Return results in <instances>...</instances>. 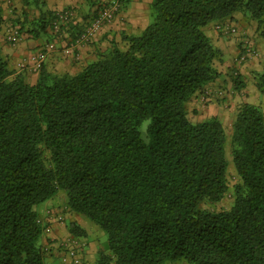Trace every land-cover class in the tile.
Returning a JSON list of instances; mask_svg holds the SVG:
<instances>
[{
  "label": "trees",
  "instance_id": "1",
  "mask_svg": "<svg viewBox=\"0 0 264 264\" xmlns=\"http://www.w3.org/2000/svg\"><path fill=\"white\" fill-rule=\"evenodd\" d=\"M235 13L264 28V0H152L125 49L76 75L41 64L34 84L0 47V264H47L39 208L60 193L107 236L94 264H264V112L236 108L227 152L222 121L187 110L219 76L206 28ZM254 85L264 96V62ZM230 190L229 209L203 208Z\"/></svg>",
  "mask_w": 264,
  "mask_h": 264
},
{
  "label": "crops",
  "instance_id": "2",
  "mask_svg": "<svg viewBox=\"0 0 264 264\" xmlns=\"http://www.w3.org/2000/svg\"><path fill=\"white\" fill-rule=\"evenodd\" d=\"M15 1H18V6L23 9L22 14H24V9L30 5L24 6L25 3L22 0ZM98 1L100 0H37L35 5L37 6V13L34 14L33 12L32 14L35 17L30 16V14L27 16L31 24V27L27 26L23 31L24 33L27 31V36L21 39L23 41L20 44L13 45L7 41V33L11 30L9 26L15 19L13 11L9 8L10 4L14 2L13 0H0L2 18H4L3 30L0 33V47L10 68L22 72L26 81L34 84L38 80L39 73L35 64L42 57V64L49 72L76 75L88 64L97 61L100 54L110 52L114 46L117 45L119 48L125 49L127 45L123 36L140 35L151 21L152 0H129L113 21L97 29L86 43L69 50V46L86 30L98 9L101 8L100 4L96 5ZM67 10L73 12L71 20L62 24L58 31H54L51 25L52 16L58 11ZM27 13L29 12L27 11ZM23 18L26 19L25 15ZM224 22L235 25L237 34L227 36L218 33L215 30L218 21L211 23L206 28L207 34L216 42V47L222 53V58L219 61L221 68L216 67L219 73L216 78L217 81L207 85L204 90H212L208 98L212 104L208 102V105L202 104L204 91L187 104V109H192L198 113V122L211 117H217L221 120L220 116L224 108L233 103H231L233 94L238 97L240 102L250 103L264 110V96L259 93L254 85L256 74L261 71L264 62V36L260 35L261 31H258L257 23L248 20L241 13L233 14ZM19 26L24 27V25ZM254 41L257 44L254 43L258 50L259 60L250 58L243 61L242 51L246 43H253ZM237 72L245 87L234 92L232 74ZM219 93L221 94L219 95ZM216 103L224 104V107H217ZM60 200L57 196L39 208V219L43 224L47 223L48 211L62 213L63 216V222L51 223V232L49 234L43 233L40 239L43 248L48 244L50 246V252L44 253L46 263L54 264L58 260L60 264H63L61 258L65 249L62 245L76 241L83 246L78 248L76 260L69 264H94L98 251L105 248L96 239L98 230L91 227L93 223L84 216L71 212L66 205L65 197ZM72 222L85 231V236L75 237L69 233L68 224Z\"/></svg>",
  "mask_w": 264,
  "mask_h": 264
},
{
  "label": "built area",
  "instance_id": "3",
  "mask_svg": "<svg viewBox=\"0 0 264 264\" xmlns=\"http://www.w3.org/2000/svg\"><path fill=\"white\" fill-rule=\"evenodd\" d=\"M122 5L120 3V0H109L107 4H105L102 9H98L97 14H95L94 18L86 28V30L79 35L77 40L73 42L72 45L69 46V50H73L76 48L77 45L86 43L89 40V37L97 30L99 29L102 25L111 22L116 14H118L121 9ZM73 12L67 10V11H58L55 13V20L51 23L52 28L54 31H58L60 26L62 24H65L69 22L72 18ZM215 30L218 33H222L224 35H235L237 34V28L235 25L233 26L229 22H218L215 25ZM21 40V37L19 35V31L11 28V30L8 31L7 33V41L13 45L19 44ZM42 56V55H40ZM258 56V50L252 42H247L243 53H242V60L245 61L250 58H254ZM42 57L38 59L37 63L35 64V67L37 70L40 69L41 64H42ZM207 95H209V92H206ZM221 93H219L220 95ZM204 99V96H203ZM54 222H63V216L55 211H48L47 212V225L44 229V233L49 234L51 232V223ZM63 248L65 249V252L63 253V256L61 258V261L63 264H69L71 261H75L77 258V252L78 248L82 247L83 245L80 244L79 242L76 241H70L68 244H63ZM45 253L50 252V246L49 244L46 245L43 248Z\"/></svg>",
  "mask_w": 264,
  "mask_h": 264
},
{
  "label": "rangeland",
  "instance_id": "4",
  "mask_svg": "<svg viewBox=\"0 0 264 264\" xmlns=\"http://www.w3.org/2000/svg\"><path fill=\"white\" fill-rule=\"evenodd\" d=\"M109 0H100L98 1V4H100L99 6L101 7L100 9H102V7L107 4ZM14 3H11L10 4V10L13 11L14 15H15V19H13V22L11 23L12 25L9 26V28H14L16 30H20L19 31V35L21 37V39H23L24 36H27V31H25V33L23 32L25 30V28H27V26L31 27V24H30V21H29V18L27 17L28 14H30V16L32 17H35L33 14H36L37 13V9L35 6V4H33V1L31 0L29 4H25L24 6H28V8L24 9V14H22L23 12V9H20L19 6H18V1H15L13 0ZM23 2V1H22ZM9 5V4H8ZM43 6V5H42ZM8 8V9H9ZM25 8V7H24ZM27 11L29 13H27ZM119 14V13H118ZM23 15H25L26 19L24 20L23 18ZM29 16V17H30ZM117 16V14H116ZM115 16V17H116ZM114 17V18H115ZM35 21V20H34ZM113 21V20H112ZM109 23V22H108ZM19 25H24V27H20ZM103 26V25H102ZM258 31H261L260 32V35L264 36V30L263 28H261V30L258 29ZM23 32V33H22ZM41 33H43L41 31ZM44 34V33H43ZM23 41V40H20V42ZM213 43L216 44V42H214V40L212 39ZM19 42V44H20ZM256 44V42L254 41L253 44ZM18 45V44H17ZM257 45V44H256ZM216 46V45H215ZM254 58H257L259 60V56H256ZM216 67H218V69L221 68V63L219 62H216ZM217 81L214 80L212 84H214L215 82ZM225 91V89H224ZM206 92H209V94L212 92V90L210 89H207ZM205 92V93H206ZM227 94V92H226ZM225 95V94H224ZM223 95V96H224ZM204 99L201 100L202 104H205V105H208V103L212 104V101H208V98L210 97V95H207V94H204ZM228 96V95H227ZM227 98V97H226ZM208 102V103H207ZM233 102V103H232ZM231 103L232 104H229L228 107L224 108V110L222 111L221 113V121L223 123V126L225 128V131H226V134H227V152H229V144H230V134H231V130H232V124H233V120H234V116H235V111H236V108L242 103L239 101L238 97L236 95H232V99H231ZM219 104V105H218ZM217 107H224L223 105L224 104H221L220 103H216ZM234 108V109H233ZM264 108V106H263ZM222 109V108H221ZM188 110V117L191 121L195 122L197 121V118H198V113H195V111H193L192 109H187ZM264 112V110H263ZM199 120V119H198ZM146 126H147V122H145L142 126V130L143 132H145L146 130ZM227 159L229 160V162H231V158L229 156H227ZM232 163V162H231ZM228 181H229V185H230V188L233 187V185L235 184L236 182V178H235V173H234V169L232 167V165L230 164L229 165V170H228ZM232 190H230L225 198L222 200V202H220L219 204H215V205H212V204H205L203 205V208L205 209H210V210H213V211H219V210H223V209H229L231 207V204H232ZM65 197V195L63 193H60L58 195V200H63V198ZM60 200V201H61ZM62 214V213H61ZM91 224V223H90ZM91 227H94L95 229L98 230V236L96 237L97 241L100 242L101 245L103 246H106V243H107V239H106V234L97 226L95 225L94 223L91 225ZM41 243V241L39 242ZM48 261V260H47ZM54 264H60V262L58 260L55 261ZM167 264H186L184 261H177V262H170V263H167Z\"/></svg>",
  "mask_w": 264,
  "mask_h": 264
}]
</instances>
